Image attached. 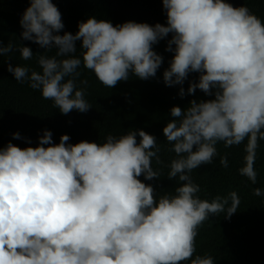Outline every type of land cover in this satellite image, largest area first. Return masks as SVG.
Listing matches in <instances>:
<instances>
[{"label": "clouds", "instance_id": "1", "mask_svg": "<svg viewBox=\"0 0 264 264\" xmlns=\"http://www.w3.org/2000/svg\"><path fill=\"white\" fill-rule=\"evenodd\" d=\"M162 5L166 24L114 26L89 17L75 34L61 35L62 16L52 0H30L19 21L21 38L45 50L54 47L60 57L74 54L80 41L82 60L40 55V72L11 63L7 71L62 114L91 108L76 85L82 61L109 88L130 74L148 80L163 64L153 45L169 34L165 51L173 56L164 84L180 85L181 98L197 89L212 98L170 109L173 119L163 134L176 154L167 177L181 182L174 195L157 198L154 187L139 179H159L152 158L160 163L156 137L142 129L109 135L103 144H71L67 134L54 143L44 130L35 147L9 142L0 148V264H213L211 257L192 259L197 229L210 214L225 212L229 219L239 199L233 192L230 205L228 198L202 200L189 173L212 162L217 142L231 146L247 138L249 155L240 172L255 182L251 153L264 139V22L227 0ZM11 51V43L0 41V55ZM18 51L23 60L33 56L29 47ZM190 73H198V80H189L185 92ZM12 136L22 139L19 132Z\"/></svg>", "mask_w": 264, "mask_h": 264}]
</instances>
